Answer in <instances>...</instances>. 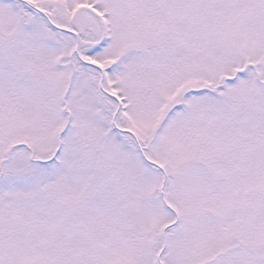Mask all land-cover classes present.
Listing matches in <instances>:
<instances>
[{
	"label": "snow or ice",
	"instance_id": "1",
	"mask_svg": "<svg viewBox=\"0 0 264 264\" xmlns=\"http://www.w3.org/2000/svg\"><path fill=\"white\" fill-rule=\"evenodd\" d=\"M0 264H264V0H0Z\"/></svg>",
	"mask_w": 264,
	"mask_h": 264
}]
</instances>
